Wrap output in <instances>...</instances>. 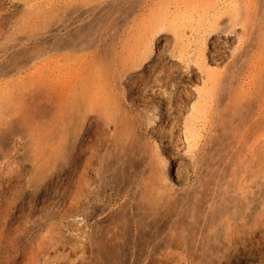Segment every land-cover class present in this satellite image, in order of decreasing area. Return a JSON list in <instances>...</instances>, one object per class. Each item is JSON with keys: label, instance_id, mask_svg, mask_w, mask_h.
<instances>
[{"label": "rangeland", "instance_id": "rangeland-1", "mask_svg": "<svg viewBox=\"0 0 264 264\" xmlns=\"http://www.w3.org/2000/svg\"><path fill=\"white\" fill-rule=\"evenodd\" d=\"M250 263L264 0H0V264Z\"/></svg>", "mask_w": 264, "mask_h": 264}, {"label": "bare ground", "instance_id": "bare-ground-1", "mask_svg": "<svg viewBox=\"0 0 264 264\" xmlns=\"http://www.w3.org/2000/svg\"><path fill=\"white\" fill-rule=\"evenodd\" d=\"M253 260V259H252ZM251 264V263H250Z\"/></svg>", "mask_w": 264, "mask_h": 264}]
</instances>
